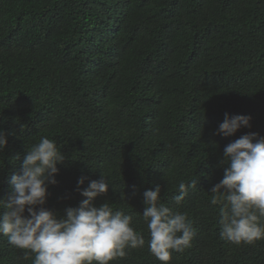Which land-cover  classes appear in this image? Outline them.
Returning a JSON list of instances; mask_svg holds the SVG:
<instances>
[{
	"label": "trees",
	"instance_id": "16d2710c",
	"mask_svg": "<svg viewBox=\"0 0 264 264\" xmlns=\"http://www.w3.org/2000/svg\"><path fill=\"white\" fill-rule=\"evenodd\" d=\"M225 113L250 127L218 133ZM0 130V200L41 136L65 157L44 205L58 217L90 181L109 179L94 205L131 215L145 239L110 264H162L142 218L156 185L195 230L170 264H264V240L220 239L221 206L210 204L224 147L264 137V0H0ZM194 180L177 207L178 184ZM33 259L0 237V264Z\"/></svg>",
	"mask_w": 264,
	"mask_h": 264
},
{
	"label": "clouds",
	"instance_id": "9594fccd",
	"mask_svg": "<svg viewBox=\"0 0 264 264\" xmlns=\"http://www.w3.org/2000/svg\"><path fill=\"white\" fill-rule=\"evenodd\" d=\"M250 117L225 113L217 132L231 136L242 127H250ZM0 130V151L6 146ZM65 157L53 139L41 136L27 148L21 174L10 180L12 194L0 200V237L10 246L24 250L32 264H110L123 260L129 249L145 246L141 232L133 227V217L114 211L108 202L98 207L93 201L108 192L109 179L90 181L81 191L85 197L78 207L65 209L62 217L44 207L47 187L55 184L57 165ZM223 178L210 192L211 205H220V239L236 246H253L264 240V137L243 135L224 147ZM84 178L77 182V190ZM195 180L178 184L173 197L179 207ZM161 188L143 193L142 218L147 225L149 252L162 264H170L172 253L191 247L195 235L186 213L174 211L161 201ZM27 211V216H25Z\"/></svg>",
	"mask_w": 264,
	"mask_h": 264
}]
</instances>
